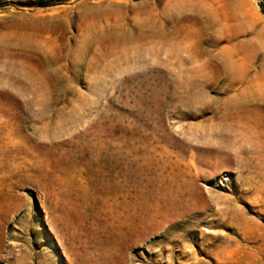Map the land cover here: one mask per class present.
Listing matches in <instances>:
<instances>
[{"label":"rangeland","instance_id":"374dc122","mask_svg":"<svg viewBox=\"0 0 264 264\" xmlns=\"http://www.w3.org/2000/svg\"><path fill=\"white\" fill-rule=\"evenodd\" d=\"M263 0H0V264H264Z\"/></svg>","mask_w":264,"mask_h":264},{"label":"water","instance_id":"95a60500","mask_svg":"<svg viewBox=\"0 0 264 264\" xmlns=\"http://www.w3.org/2000/svg\"><path fill=\"white\" fill-rule=\"evenodd\" d=\"M262 5L264 6V0L262 1Z\"/></svg>","mask_w":264,"mask_h":264}]
</instances>
